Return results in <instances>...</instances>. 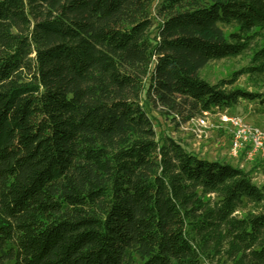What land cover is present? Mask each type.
I'll return each instance as SVG.
<instances>
[{
	"label": "trees",
	"instance_id": "1",
	"mask_svg": "<svg viewBox=\"0 0 264 264\" xmlns=\"http://www.w3.org/2000/svg\"><path fill=\"white\" fill-rule=\"evenodd\" d=\"M241 103L264 114V0H0V264H264V179L145 109Z\"/></svg>",
	"mask_w": 264,
	"mask_h": 264
},
{
	"label": "rangeland",
	"instance_id": "2",
	"mask_svg": "<svg viewBox=\"0 0 264 264\" xmlns=\"http://www.w3.org/2000/svg\"><path fill=\"white\" fill-rule=\"evenodd\" d=\"M245 63L241 60H236V61H229V60H224L216 63H212L207 66L206 69H204L201 73L202 77L210 82V83H216L217 81L228 77L231 75L232 72L238 70L240 67H242ZM236 88H241L245 89L247 91H252L251 86L249 85V82L246 80V78L241 77L239 78L238 82L235 85ZM146 112L148 113L149 117L152 119L153 124H154V129L157 133L158 136H163V135H169L174 138L179 139L185 147L191 151L195 152L196 154L202 151L204 152L203 157H201L203 160L209 161V162H218V163H227L230 164L231 166H237L241 164L242 161L236 162L235 160L232 159V157L229 155V136L228 134L224 131L228 129V126L223 125L220 127L218 130L211 128L210 130L204 131L202 130L201 133H199L200 138H197V141H195L194 136L191 134L193 131L191 130H197L198 125L194 123H190L187 125L186 128L182 129H176L174 128L173 123L169 118H166L165 115H161L160 112L157 110H154L153 108L146 107ZM230 115H239L245 118V120L248 122L251 127L256 128L258 130L264 131V114H259L254 105H248L246 103H241L240 106L231 109L228 111ZM216 124H220L219 121H217L215 118H210L209 124L211 126H215ZM187 124V123H186ZM185 124V125H186ZM207 124V125H209ZM206 129V128H205ZM204 131V133H203ZM217 134V137L214 136V134ZM204 138V139H203ZM211 140V142H210ZM227 141V144H224L222 147L223 151H219V148H221V143ZM210 142V145L206 146V143ZM203 146H205L203 148ZM226 147L228 148V156L225 154V149ZM204 149H206L204 151ZM262 158H256L252 162H247L245 163L242 167L246 172L252 171V168L254 166L259 165L260 167L258 168L259 173L256 175H253L252 179L253 182L257 185L258 183L260 184L262 180L264 179V171L262 166L263 161L261 160ZM243 164V163H242ZM252 176V174H251Z\"/></svg>",
	"mask_w": 264,
	"mask_h": 264
},
{
	"label": "built area",
	"instance_id": "3",
	"mask_svg": "<svg viewBox=\"0 0 264 264\" xmlns=\"http://www.w3.org/2000/svg\"><path fill=\"white\" fill-rule=\"evenodd\" d=\"M210 118H215L220 124L215 123V126H212V124L210 126ZM194 122L198 125L196 131L191 130L193 131L191 134L194 136L195 141H197V138L201 137L199 133H201L202 130L207 131L211 128L218 130L223 125L228 126V129L224 130L228 134L230 140V153H228L236 162L242 161L241 164L237 166L239 169L244 170L242 166L245 163L252 162L259 157L262 158L261 160L264 164V131L251 127L244 117L230 115L226 110L204 113L201 117L192 119L186 125H182L180 129L186 128L188 124ZM262 168L264 171V165Z\"/></svg>",
	"mask_w": 264,
	"mask_h": 264
},
{
	"label": "crops",
	"instance_id": "4",
	"mask_svg": "<svg viewBox=\"0 0 264 264\" xmlns=\"http://www.w3.org/2000/svg\"><path fill=\"white\" fill-rule=\"evenodd\" d=\"M214 136L215 137H217V134L215 133L214 134ZM210 142H211V140H210ZM210 142H208V143H206V146L207 145H210ZM224 144H227L228 145V143H227V141H224V142H222L221 143V148H219V151L221 152V151H223L222 150V147L224 146ZM211 146V145H210ZM205 146H203V148H204ZM206 148V147H205ZM206 149H204V151H205ZM195 153V152H194ZM196 154V153H195ZM200 157H203V156H201V155H203L204 154V152H200V154L199 153H197ZM225 154L228 156V148L226 147V149H225ZM260 165V164H259ZM259 165H257V166H254L253 168H252V177H253V175H256V174H258L259 173V170H258V168L260 167ZM236 167H237V164H236ZM259 184V183H258Z\"/></svg>",
	"mask_w": 264,
	"mask_h": 264
}]
</instances>
